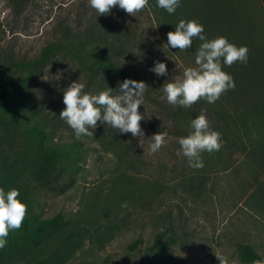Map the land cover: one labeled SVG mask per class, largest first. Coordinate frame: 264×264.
I'll list each match as a JSON object with an SVG mask.
<instances>
[{
  "label": "rangeland",
  "instance_id": "obj_1",
  "mask_svg": "<svg viewBox=\"0 0 264 264\" xmlns=\"http://www.w3.org/2000/svg\"><path fill=\"white\" fill-rule=\"evenodd\" d=\"M149 5L134 15L114 6L111 17L147 45L145 51L117 57L132 79L149 86L139 107L145 114L140 121L144 136L121 134L98 121V127L90 129L94 136L76 139L59 117L65 107L63 89L77 80L84 91L97 92L96 79L91 81L72 57L61 53L37 68L30 97L56 126L55 140L80 148L78 156L64 158L52 187L36 190L37 209L46 217L62 213L90 229L84 246L65 264H219L220 258L249 264L239 258V243H249L264 255L263 2L181 0L175 14L203 24L206 37L224 36L248 48L247 63L223 67L235 87L213 104L200 99L189 108L169 104L162 85L180 79L184 68L195 67L201 41L193 39L184 51L169 49L170 18ZM96 13L88 0H27L18 5L0 0V80L19 77L18 71L12 74L11 62L36 59L47 44L60 41L64 31L86 30ZM128 46L133 49L132 41ZM154 61L166 63L167 76L150 71ZM102 82L118 88L111 75ZM193 111L207 116L222 141L219 151L201 154L204 166L199 169L177 155L178 139L191 131ZM157 132L166 133L165 142L153 153L151 136ZM164 226L174 243L163 257L147 247ZM137 239L141 244L133 250Z\"/></svg>",
  "mask_w": 264,
  "mask_h": 264
},
{
  "label": "trees",
  "instance_id": "obj_2",
  "mask_svg": "<svg viewBox=\"0 0 264 264\" xmlns=\"http://www.w3.org/2000/svg\"><path fill=\"white\" fill-rule=\"evenodd\" d=\"M9 1L18 5L27 0ZM148 1L149 7L170 18L168 22L173 30L185 17L184 13L168 14L157 7L156 0ZM262 2L264 5V0ZM113 14V9L108 14L96 13L84 31H64L60 41L47 44L36 59L10 63L14 65L11 66L14 69L12 74L18 71L19 77L9 79L13 76L10 75L0 80V187L18 189V198L27 206L21 228L11 231L7 245L0 249V264H65L91 234L89 228L79 223L76 225L62 213L46 217L37 209L40 200L36 190L52 187L59 179V166L64 158L78 156L80 148L76 143L60 145L55 140L56 126L30 96L35 91L37 68L59 53L72 57L89 74L91 81L96 79L97 93L107 89L102 81H107L109 75L118 81L117 84L126 78L132 79L129 68L117 57L135 49L137 53L145 51L147 45L137 39L133 31L126 29L125 24L112 23ZM131 41L133 49L128 46ZM147 52L151 54L152 50L148 48ZM110 88L115 94L113 86ZM89 92H93L92 88ZM182 114H187L186 110ZM191 115L193 118L197 116L194 111ZM168 230L164 226L147 248L162 253V256L168 254L174 243ZM140 244L141 240L137 239L131 248L137 250ZM238 254L244 263L264 264V255L249 243H239ZM220 260L219 264H229L223 258Z\"/></svg>",
  "mask_w": 264,
  "mask_h": 264
},
{
  "label": "clouds",
  "instance_id": "obj_3",
  "mask_svg": "<svg viewBox=\"0 0 264 264\" xmlns=\"http://www.w3.org/2000/svg\"><path fill=\"white\" fill-rule=\"evenodd\" d=\"M91 8L100 14H108L114 6L134 15L143 9L148 0H88ZM181 0H156L159 8L168 14H174ZM193 39L201 41L195 52V67L183 69L180 79L163 83L162 91L166 100L173 106L189 108L203 99L209 104L215 103L222 93L233 89L235 82L231 74L223 70L233 63H247L248 48L236 45L227 37L208 38L204 26L196 20L180 19L173 31L167 33L169 49L184 51L192 46ZM157 77L167 76L168 68L163 61H154L150 68ZM149 87L143 80L124 79L119 82L113 94L108 87L100 92H86L85 85L76 81L63 89L62 103L65 105L59 117L74 132L75 138L94 136V130L101 125H110L121 134L131 133L133 137H142L144 132L140 121L145 114L139 111L143 97ZM191 131L178 139V156L186 157L189 167L199 169L204 166L201 154L219 151L222 146L220 133L211 129L204 113L190 122ZM166 133L157 132L151 136L150 151L155 153L165 142ZM19 190L0 187V249L7 245L11 231L19 230L27 212L26 204L19 199Z\"/></svg>",
  "mask_w": 264,
  "mask_h": 264
}]
</instances>
